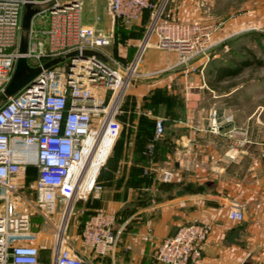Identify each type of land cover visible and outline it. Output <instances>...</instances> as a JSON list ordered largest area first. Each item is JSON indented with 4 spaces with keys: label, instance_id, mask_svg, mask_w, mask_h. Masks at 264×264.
I'll return each mask as SVG.
<instances>
[{
    "label": "built area",
    "instance_id": "1",
    "mask_svg": "<svg viewBox=\"0 0 264 264\" xmlns=\"http://www.w3.org/2000/svg\"><path fill=\"white\" fill-rule=\"evenodd\" d=\"M166 0H105L112 23L132 27L143 13L151 15L142 43L132 63L124 64L110 52L113 33H104L82 22L81 2L31 0L36 9L27 31L21 18L27 0H0V87L10 80L22 37L27 41L23 57L29 66L40 68L36 82L23 87L0 105V264H91L67 245L66 222L74 203L97 198L102 191L98 172L86 177V167L99 151L101 138L110 141L109 151L120 133L116 119L122 97L130 87L141 54L154 39L157 49L177 55L174 67L190 66L207 58L216 43L214 28L162 18ZM62 4V7L59 5ZM93 51L92 56L68 57L72 52ZM60 59L50 68L43 65ZM1 89V90H2ZM209 131L219 134L231 118L210 111ZM162 119L154 123V135L145 155L163 136ZM229 159L234 156L229 155ZM37 175L31 208L53 226L51 247L46 254L38 242L40 232L30 229L32 215L23 206L16 177L28 168ZM172 171H162V183H171ZM61 202L57 208V201ZM84 211H80V215ZM228 216L241 220L239 208ZM114 215L96 211L81 223L79 239L97 257L112 253L119 244L122 228ZM208 224L194 221L180 226L153 251L154 264H197L210 235Z\"/></svg>",
    "mask_w": 264,
    "mask_h": 264
},
{
    "label": "crops",
    "instance_id": "2",
    "mask_svg": "<svg viewBox=\"0 0 264 264\" xmlns=\"http://www.w3.org/2000/svg\"><path fill=\"white\" fill-rule=\"evenodd\" d=\"M163 16L215 27L213 39L230 51L220 59L214 55L204 67L196 61L191 65L195 71L190 66L174 67L175 53L154 47L145 51L139 83L120 105L129 110L138 107L141 115L119 120L121 129L112 151L117 161L107 169L105 192L99 199L81 203V211L85 218L96 211L115 216L122 236L112 252V264H154L149 256L161 241L194 221L211 227L197 264H264V159L260 165L264 150L257 147L260 119L252 112L243 116L239 82L249 68L233 75L223 71L217 78L218 68L231 66L232 59L242 60L241 48L257 57L249 44L264 37L257 32L264 29V0H167ZM107 19L104 33L117 34L121 28L137 33L142 27L139 22L124 27ZM82 22L89 25L83 16ZM94 24L90 26L96 28ZM110 53L120 61L125 57L119 51ZM216 100L218 104L213 105ZM212 109L231 118L219 134L209 131ZM156 119L163 120L164 133L155 141L151 156H146ZM108 142L103 140L99 157ZM162 171L173 172L171 183L161 182ZM199 183L215 187L216 196L196 192ZM233 207L240 209L241 220L229 218ZM238 229L235 242L229 243L228 235Z\"/></svg>",
    "mask_w": 264,
    "mask_h": 264
},
{
    "label": "rangeland",
    "instance_id": "3",
    "mask_svg": "<svg viewBox=\"0 0 264 264\" xmlns=\"http://www.w3.org/2000/svg\"><path fill=\"white\" fill-rule=\"evenodd\" d=\"M81 2V8H82V16L84 20L90 25H93L96 23L97 30H103L108 29V15L105 12V6L102 0H79ZM167 1V0H166ZM166 1L164 5L166 4ZM164 7V6H163ZM162 18L167 21H171L166 19L163 16V9H162ZM151 15L149 12L143 13L139 23H141L142 27L137 28L140 29L139 32H143V34H139V32L135 33L134 30L128 31L127 28H121L118 30V33L116 34V31L113 33V39H112V44L110 52H112L114 55H117V52L119 51L121 54L123 53L125 55L122 62L124 64H129L132 63L134 60L137 51L139 50V45L142 43V39L144 37L145 31L148 27L149 21H150ZM198 25H202L200 23H195ZM202 26H209V25H202ZM212 27V26H211ZM214 32H215V27ZM138 31V30H137ZM213 32V33H214ZM257 32L260 34L264 35V29L259 28L257 29ZM105 33H107L105 31ZM212 33V36H213ZM143 36V37H142ZM142 37V39H141ZM213 39V37H212ZM213 41H215L213 39ZM216 42V41H215ZM133 45H135L133 47ZM250 47H252V50L256 52L257 57L262 59V65L260 67H251L249 69H245L242 76L241 80L239 81L242 84V98H243V109H242V114L243 116L250 114L251 112L254 113L253 116H258L260 119L259 122V129H258V134H257V139H258V145L257 147L260 150H264V37L262 36L261 39L257 40V42H253L249 44ZM155 48L154 45V39H151L150 45L146 47L144 52L140 56L139 64L138 67L136 68L135 74L132 77V81L130 84V87L128 90L125 92L124 96L122 97V100L124 99L125 101L128 100L130 97V93H132V90L136 85H138L139 80H140V67L141 63L143 61V57L145 55V51L149 48ZM162 52H166V50H160ZM226 51H230L229 49L226 50L224 48L223 42H218L214 46V48L208 53L207 58H200L194 60L193 63L196 61H200L202 66L205 64L207 65L212 57L216 55L214 58L220 59L223 53H226ZM174 53V52H170ZM226 59V57H225ZM204 65V66H205ZM203 66V67H204ZM196 70V68H195ZM1 87H0V92H1ZM129 91V92H128ZM127 95V96H126ZM134 99L135 97H131ZM122 102V101H121ZM3 104V103H1ZM0 104V105H1ZM213 105H217L218 102L212 103ZM126 106V105H125ZM258 106V109L256 110V107ZM120 112L117 114L116 119L119 122L120 119H126L131 116L135 115H141L142 109H139L138 107H135L133 109H127L125 108H120ZM218 110V109H216ZM256 111V112H255ZM160 109L157 108L155 109V114H160ZM120 124V123H119ZM114 145V144H113ZM113 145L112 148L109 151V154L107 156V159L104 163V165L101 167L98 173V182L102 187V191L100 192L99 196L97 198H90V199H99L105 192V185L104 181L107 179V169L113 165L117 160V157H114V154H112L113 151ZM262 152V151H261ZM260 152V153H261ZM262 159H264V156H260V165L262 166ZM36 171L34 169H28L26 172L20 173L17 177V183L19 186V192L21 195V199H23V206L27 207V209L30 211L32 218H31V224H30V229L35 232H40L38 236V242L42 245L45 246L46 248V254L49 252L50 247H51V236L53 233V226L49 224L48 222L42 221V219L37 215L35 211L31 208V201L33 199V190H34V183L36 180ZM212 181V180H211ZM213 182V181H212ZM214 184V182H213ZM198 185L195 190L198 193L202 192H210L212 194V197H215V187H209L205 185L204 183H199L196 184ZM121 193L122 190H120L119 193V198H121ZM218 199V198H216ZM61 205V202L58 200L57 201V208H59ZM83 204L81 203H74L73 210L71 215L67 219V224H66V236H67V245L69 248L74 249L80 256H83L86 258L88 261L96 264H112L111 261V255L112 253L104 256V257H97L95 254L88 248L86 247L82 241L78 237V229L80 226V223L82 222V219L84 220L85 218V213L80 215V211L83 208ZM121 223V215L118 219V225ZM153 254V253H152ZM152 254L151 257L152 258ZM116 264V263H115Z\"/></svg>",
    "mask_w": 264,
    "mask_h": 264
},
{
    "label": "water",
    "instance_id": "4",
    "mask_svg": "<svg viewBox=\"0 0 264 264\" xmlns=\"http://www.w3.org/2000/svg\"><path fill=\"white\" fill-rule=\"evenodd\" d=\"M31 0H27L25 4V10L21 18V29L22 31H27L30 27V22L33 15L36 13V9L32 7L30 2ZM71 2H75V0H64L65 5H70ZM62 7V4L59 5ZM27 50V41L25 37H22L19 42V54L21 55L17 61L12 73V76L5 87L0 92V104L5 102L7 99L15 95L19 92L23 87L30 85L32 82H36L38 80L40 74V68H34L28 65L27 60L23 55L26 53ZM81 54L82 57L92 56L99 60H104L102 56L93 52V51H80V52H72L68 55V57H75ZM60 62V59H55L49 61L43 65L44 69L50 68ZM180 192L179 194H181ZM241 229L235 230L228 235L227 241L229 243L235 242L236 238L238 237L239 232Z\"/></svg>",
    "mask_w": 264,
    "mask_h": 264
},
{
    "label": "trees",
    "instance_id": "5",
    "mask_svg": "<svg viewBox=\"0 0 264 264\" xmlns=\"http://www.w3.org/2000/svg\"><path fill=\"white\" fill-rule=\"evenodd\" d=\"M243 54L242 60H231V66H223L217 69V78L220 79L222 77L221 72L223 71H229L227 74L233 75L235 73H238L240 70H243L245 68L250 67H260L262 65V59L259 57H256L253 52L245 47L241 48L240 51ZM233 68V70H232Z\"/></svg>",
    "mask_w": 264,
    "mask_h": 264
},
{
    "label": "bare ground",
    "instance_id": "6",
    "mask_svg": "<svg viewBox=\"0 0 264 264\" xmlns=\"http://www.w3.org/2000/svg\"><path fill=\"white\" fill-rule=\"evenodd\" d=\"M105 138H101V141H100V145H99V151L97 152V154L93 157V160H91L87 167H86V177H89V176H92V175H95L97 172H98V167H97V164H100L104 159H106V156L109 152V147H110V141L108 142V145L106 147V149L104 150V154H102V157H99V152H101L100 150L103 148L102 145H103V140Z\"/></svg>",
    "mask_w": 264,
    "mask_h": 264
}]
</instances>
